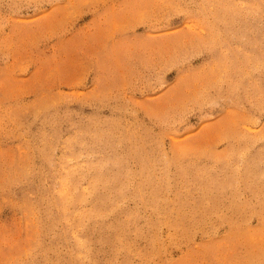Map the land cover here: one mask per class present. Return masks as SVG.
Masks as SVG:
<instances>
[{
    "label": "rangeland",
    "instance_id": "374dc122",
    "mask_svg": "<svg viewBox=\"0 0 264 264\" xmlns=\"http://www.w3.org/2000/svg\"><path fill=\"white\" fill-rule=\"evenodd\" d=\"M263 51L261 0H0V264H264Z\"/></svg>",
    "mask_w": 264,
    "mask_h": 264
},
{
    "label": "bare ground",
    "instance_id": "6f19581e",
    "mask_svg": "<svg viewBox=\"0 0 264 264\" xmlns=\"http://www.w3.org/2000/svg\"><path fill=\"white\" fill-rule=\"evenodd\" d=\"M261 2L264 4V0H261ZM263 16V15H262ZM263 20V19H262ZM225 21V20H224ZM261 22H263V21H261ZM259 24V23H258ZM264 52V51H263ZM263 58V57H262ZM262 159V158H261ZM262 162V161H261ZM264 163V162H263ZM264 166V165H263ZM259 168V167H258ZM69 171V170H68ZM264 171V170H263ZM68 173V172H67ZM209 173V171L208 170H206L205 172H204V174H208ZM212 174V173H211ZM251 174H253V172L251 173ZM255 174V173H254ZM209 176H206V179H210V181H211V184L214 186V187H217L218 189H221V190H223V192H224V187H225V184L224 183H218V181H220V178L219 177H215V176H211L210 174H208ZM97 176V175H96ZM98 177L99 178H102V176L101 175H98ZM103 179H105V178H103ZM221 180H223V179H221ZM97 186V185H96ZM96 186L94 185L93 186V189H92V191L91 192H93L94 194H96V195H98L99 194V190L97 189L98 188V186H97V188H96ZM100 195V194H99ZM98 197V199H99V201H100V203L101 202H103L104 201V198H102V197H100V196H97ZM101 200H103V201H101ZM96 202H98V201H96ZM93 203V202H92ZM98 206V205H97ZM92 216H95V215H86V219H88V221H90V220H94L95 218L94 217H92ZM63 219H65V218H63ZM67 219V221L69 222L70 220H68V218H66ZM65 222V221H64ZM84 223V222H83ZM96 223V222H95ZM67 224V223H66ZM68 225V224H67ZM122 226V225H121ZM115 227V226H114ZM111 228V227H110ZM109 228V229H110ZM117 228V227H116ZM68 229V228H67ZM112 230V229H111ZM117 230V229H116ZM114 232H116V231H114ZM89 236V235H88ZM92 238V237H91ZM114 238H115V240L118 242L119 241V238H120V236L118 235V232H116V235L114 236ZM79 245H80V247H83L82 245H84V243L83 242H86V240L85 239H78V240H75ZM90 241V240H89ZM105 241V240H104ZM123 241V240H122ZM82 244V245H81ZM78 248V247H77ZM78 250V249H77ZM87 250H88V248H87ZM82 251V250H81ZM84 253V252H83Z\"/></svg>",
    "mask_w": 264,
    "mask_h": 264
}]
</instances>
